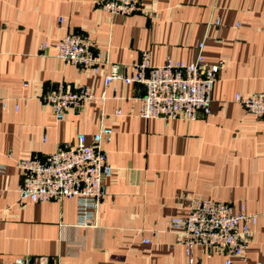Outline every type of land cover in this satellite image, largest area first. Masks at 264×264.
Returning a JSON list of instances; mask_svg holds the SVG:
<instances>
[{
	"label": "crops",
	"instance_id": "crops-1",
	"mask_svg": "<svg viewBox=\"0 0 264 264\" xmlns=\"http://www.w3.org/2000/svg\"><path fill=\"white\" fill-rule=\"evenodd\" d=\"M142 3L145 12L120 15L98 0H0V264L19 257L43 264H226L223 252L202 247L191 263L168 228L196 197L236 209L244 203L258 214L246 256L232 261L264 260V118L235 99L264 92V0ZM68 33L95 40L124 74L146 51L153 65L169 57L193 61L204 42L206 61L223 63L211 113L169 123L138 116L142 84L106 86V71L66 62L53 47L41 50ZM61 81L88 85L100 99L56 121L40 95ZM102 127L113 129L104 148L114 174L97 226L79 224L74 198L20 202L22 159L75 144L79 133L92 143Z\"/></svg>",
	"mask_w": 264,
	"mask_h": 264
},
{
	"label": "built area",
	"instance_id": "built-area-1",
	"mask_svg": "<svg viewBox=\"0 0 264 264\" xmlns=\"http://www.w3.org/2000/svg\"><path fill=\"white\" fill-rule=\"evenodd\" d=\"M98 4L112 14L145 12L142 0H98ZM215 22L220 24L218 19ZM204 45V42L199 45L196 59L190 62L169 57L162 65H153L150 52H143L141 59L130 66L128 74L102 52L95 40L83 33H68L53 44L44 42L41 50L53 47L57 57L66 62L95 74L106 71V86L116 80L142 84L145 94L137 99L138 116L163 118L169 123L178 118L196 121L211 113L213 90L223 63L207 62ZM40 97L52 109L56 121L64 120L69 110L80 113L87 104L100 99L88 85L74 88L63 81L46 89ZM235 99L248 112L264 118V92L237 93ZM112 135V128L102 127L94 134L92 143H87L86 135L79 133L75 144H65L46 156L34 154L22 159L18 163L23 173L20 202H62L74 198L79 224L97 226L107 195L106 180L114 174L104 148ZM3 168L0 166V171ZM258 217L244 203L236 209L230 202L196 197L188 200L183 214L169 220L168 228L177 233V241L184 245L191 263L196 262L195 247H202L208 254L223 252L227 256L226 264H233L232 257L246 256ZM14 264L43 263L39 259L19 257ZM257 264H264V260Z\"/></svg>",
	"mask_w": 264,
	"mask_h": 264
}]
</instances>
